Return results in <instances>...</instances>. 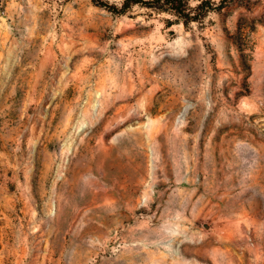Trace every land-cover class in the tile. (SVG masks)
Masks as SVG:
<instances>
[{"label":"rangeland","instance_id":"374dc122","mask_svg":"<svg viewBox=\"0 0 264 264\" xmlns=\"http://www.w3.org/2000/svg\"><path fill=\"white\" fill-rule=\"evenodd\" d=\"M2 0L0 264H264V0Z\"/></svg>","mask_w":264,"mask_h":264},{"label":"trees","instance_id":"16d2710c","mask_svg":"<svg viewBox=\"0 0 264 264\" xmlns=\"http://www.w3.org/2000/svg\"><path fill=\"white\" fill-rule=\"evenodd\" d=\"M98 5H102L105 6L107 8H109L110 10H116L118 9L117 6L113 5V4H108L107 2L103 1V0H94ZM141 0H124L123 1V5L120 9H124L125 7H127L128 5H130L131 3H137ZM159 1V0H156ZM166 1V5H168V7L177 15L183 17V21H187L188 19H196V16H192L191 13L189 12L190 8H186L187 4L184 3L185 0H165ZM1 2L2 0H0V6H1ZM210 0H203L201 1L199 4H197L195 6V10H198V13L200 12V16L204 17L205 14L207 13V10L209 8H211L210 5Z\"/></svg>","mask_w":264,"mask_h":264}]
</instances>
